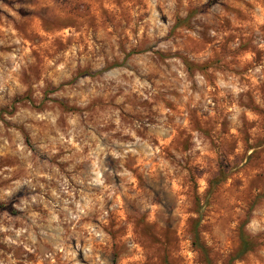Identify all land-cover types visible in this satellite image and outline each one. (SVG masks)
<instances>
[{
	"label": "rangeland",
	"instance_id": "374dc122",
	"mask_svg": "<svg viewBox=\"0 0 264 264\" xmlns=\"http://www.w3.org/2000/svg\"><path fill=\"white\" fill-rule=\"evenodd\" d=\"M195 231L264 264V0H0V264H207Z\"/></svg>",
	"mask_w": 264,
	"mask_h": 264
},
{
	"label": "trees",
	"instance_id": "16d2710c",
	"mask_svg": "<svg viewBox=\"0 0 264 264\" xmlns=\"http://www.w3.org/2000/svg\"><path fill=\"white\" fill-rule=\"evenodd\" d=\"M226 179V174L221 171L219 172L210 182H209V187L210 189H213L216 185H218L219 183L223 182L224 180ZM193 239H194V242L196 244V246L201 250V252L204 254L205 256V261L207 264H209V259H208V256H207V253L205 251V249L198 245V236H197V233L196 231L193 233ZM248 251V247H247V244L245 243L244 240H242V247H241V251L239 252V254L237 255V258L242 256L243 254H245L246 252Z\"/></svg>",
	"mask_w": 264,
	"mask_h": 264
}]
</instances>
